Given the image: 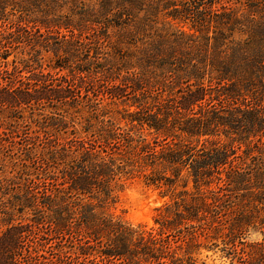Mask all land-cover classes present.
<instances>
[{"label": "trees", "instance_id": "1", "mask_svg": "<svg viewBox=\"0 0 264 264\" xmlns=\"http://www.w3.org/2000/svg\"><path fill=\"white\" fill-rule=\"evenodd\" d=\"M260 1L0 0V58L27 41L58 60L57 77L35 76L33 84L0 60V108L87 111L73 138L48 151L46 165H60L61 179L46 187L38 250L48 254L33 257L31 225L8 223L0 264H183L178 240L225 223L230 264H257L247 249L263 245L246 248L242 237L250 225L264 227ZM26 27L55 39L30 40ZM119 103L115 114L110 106ZM53 116L48 126L69 129L65 115ZM135 176L169 197L152 226L110 211L116 190Z\"/></svg>", "mask_w": 264, "mask_h": 264}, {"label": "rangeland", "instance_id": "2", "mask_svg": "<svg viewBox=\"0 0 264 264\" xmlns=\"http://www.w3.org/2000/svg\"><path fill=\"white\" fill-rule=\"evenodd\" d=\"M32 16L36 20L39 15L32 14ZM34 24V22L29 23L30 26ZM178 25L188 28V24L178 23ZM32 29H28L30 40L38 34L41 40H44V37H52L50 41L55 39L54 36H49L45 32L33 33ZM29 43L21 41L14 44L13 48L8 50L10 54L7 61L3 57L0 58L2 69L7 65L10 73L15 75L20 83H27L31 80L33 84L32 78L35 76L55 75L57 72L54 68L55 61H58L56 56L41 47L36 51ZM63 71L61 70V73ZM124 107L125 105L120 103L110 106L115 114L116 111L122 112ZM40 108L30 106L17 109L14 114L9 112L8 108H0V230L4 231L8 223L31 225L35 229L31 239L37 245L36 247L32 244V255L44 261L43 255L48 253L41 249L38 250V245L44 241L43 237L46 234L43 231L47 229L46 218L49 210L45 206L46 193H48L46 187L52 189L61 187V184H58L61 179L59 170H57L60 165L57 163H53L50 167L46 165L48 151L62 147L73 138V133H77L80 128L77 121H81L80 116L87 115V111L83 107L78 112L68 107H64L65 110L56 106ZM57 113L65 117L69 113L66 117L69 129L59 127L55 131L45 123ZM70 118L74 119L75 123ZM26 138H29L28 145L23 144ZM44 176L51 181V186L45 185L47 179L44 180ZM189 187H192L191 182ZM116 195L117 201L110 207V211L133 225H154L155 209L169 199L168 196L161 194L160 189L153 185H146L142 178L137 176L124 180L116 190ZM226 225L228 224L220 225L218 231L208 228V225L204 226L207 227L204 230L196 229L189 243L178 240L176 252L181 258L178 261L183 264H230L232 257L230 253L232 254L233 250L228 248L230 244L224 243L228 239ZM242 241L246 248L259 246V243L263 245L259 247L262 249L260 254L259 249L249 248L247 250L250 252V260L259 259L257 264H264V227L258 229L250 225ZM238 247L240 248L241 245L238 244ZM184 249L192 250L190 258L185 257ZM240 254V257L245 256V260L247 259L246 253Z\"/></svg>", "mask_w": 264, "mask_h": 264}]
</instances>
